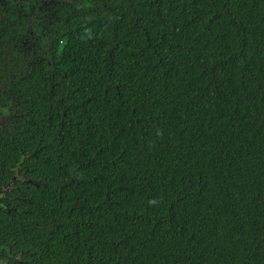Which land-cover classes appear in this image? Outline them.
Masks as SVG:
<instances>
[{"label": "trees", "instance_id": "trees-1", "mask_svg": "<svg viewBox=\"0 0 264 264\" xmlns=\"http://www.w3.org/2000/svg\"><path fill=\"white\" fill-rule=\"evenodd\" d=\"M70 21L30 136L0 140L35 182L0 216L20 259L0 264H264V0H91Z\"/></svg>", "mask_w": 264, "mask_h": 264}, {"label": "flooded vegetation", "instance_id": "flooded-vegetation-1", "mask_svg": "<svg viewBox=\"0 0 264 264\" xmlns=\"http://www.w3.org/2000/svg\"><path fill=\"white\" fill-rule=\"evenodd\" d=\"M90 4L91 0H0V140L30 136L25 123L60 73L58 59L70 18ZM30 156L21 152L19 159L0 161V216H14L16 204L29 201L25 189L35 182L27 178L24 163Z\"/></svg>", "mask_w": 264, "mask_h": 264}, {"label": "water", "instance_id": "water-1", "mask_svg": "<svg viewBox=\"0 0 264 264\" xmlns=\"http://www.w3.org/2000/svg\"><path fill=\"white\" fill-rule=\"evenodd\" d=\"M0 250L5 251L8 254V259L13 257V255L11 254L10 246H0Z\"/></svg>", "mask_w": 264, "mask_h": 264}]
</instances>
